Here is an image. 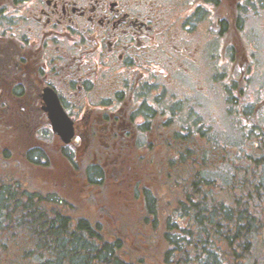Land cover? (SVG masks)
<instances>
[{"label": "flooded vegetation", "instance_id": "flooded-vegetation-1", "mask_svg": "<svg viewBox=\"0 0 264 264\" xmlns=\"http://www.w3.org/2000/svg\"><path fill=\"white\" fill-rule=\"evenodd\" d=\"M263 3L247 7L252 17L264 16ZM226 6L233 23L232 0H1V165L44 168L45 139L69 162L100 148L101 161L117 150L113 162H139L121 153L139 136L162 142L159 130L163 143L171 139L165 151L181 154L186 134L178 139L168 130H220V107L232 112V90L240 123L264 130L256 110L264 112V90L252 86L263 64L255 48L232 51L228 37L237 28L222 29ZM220 90L222 102L210 97ZM249 105L256 106L252 119ZM53 130L72 136L63 141Z\"/></svg>", "mask_w": 264, "mask_h": 264}, {"label": "trees", "instance_id": "trees-1", "mask_svg": "<svg viewBox=\"0 0 264 264\" xmlns=\"http://www.w3.org/2000/svg\"><path fill=\"white\" fill-rule=\"evenodd\" d=\"M183 170L171 175V182L179 175L172 197L147 187L138 193L140 220L160 240V264H263L264 183L255 172L231 181L232 192L221 183L213 195L202 173L187 177ZM7 172L1 165L0 264H149L127 253L121 227L105 232L99 222L72 218L56 207L62 202L54 193L29 189ZM93 175L102 171L87 175L92 184Z\"/></svg>", "mask_w": 264, "mask_h": 264}, {"label": "rangeland", "instance_id": "rangeland-1", "mask_svg": "<svg viewBox=\"0 0 264 264\" xmlns=\"http://www.w3.org/2000/svg\"><path fill=\"white\" fill-rule=\"evenodd\" d=\"M239 1L241 0H232V10L236 12L233 23L228 18L230 6L222 7L220 14L224 18H222L221 27L224 31L231 25L237 28L232 37L230 35L228 37L232 41L234 54L243 51L249 54V52H253L254 48L257 50L255 55L263 65L259 66L260 72L254 78L252 86L259 83L258 87L263 88V91L264 16L257 19L248 12V6L256 8L254 0H243L244 7L239 5ZM262 6L264 7V5ZM241 14L250 16L242 19ZM253 34H256L255 46L251 48L250 36ZM242 36L244 40H242ZM226 45L228 44L226 43ZM206 74L205 71L204 76ZM209 95L212 99H220L221 102L224 98L221 90L214 96L211 92ZM235 95L237 96L238 92L232 90V112L227 111L224 105L220 107V130H168L169 137L178 134L179 139L182 137L180 131L182 134H186L189 142L187 150H183L181 154L177 153V149H174L173 152L165 151V146L171 139L168 138L163 143L164 130H159L163 133L162 135L155 133V136H159L162 142L150 141L147 143L139 136L137 144L135 143L136 146L120 152L124 156L133 158L136 155L139 156V162L127 160L123 163L113 162L111 159L117 157L119 153L117 150L110 153L109 161H101L105 157L101 148V152L100 150L92 151V157L81 156L80 158V155H75L74 160L69 162L62 150L57 149V143L54 140L45 139L47 141L44 144L47 163L44 168L24 161H20L22 166H13V163L10 162V165L7 166V173L13 176L15 181L24 183L29 189L42 193H54L62 202V204H56V207L72 218L86 217L91 221L99 222L105 232H113L116 228L121 227L124 231L127 253L132 256L145 257L149 264H160L155 251L160 243L158 235H156V231L150 229L149 225L143 226V222L140 220V195L138 193L142 187L151 188L159 198L172 197L179 175L177 174V179H173L172 182L171 175L175 171L183 169L180 173L181 175L187 174V177L192 175L195 169L202 173L205 180L213 183L207 188L208 192L213 195L220 190L221 183H225L229 192H232L229 183L236 177L243 175L249 177L248 173L255 172L252 176L264 183V130H246L241 124L242 122L240 123L236 112ZM248 99L254 101L255 94H249ZM259 105L262 104L259 103ZM255 107L249 105L245 109L246 115L251 119L256 114ZM259 108L263 107L256 109L259 113L257 121L261 119L264 124V112L259 111ZM190 148L191 150L188 151ZM64 152L67 151L64 150ZM194 160L201 164L194 165L192 163ZM169 161H172L176 168L172 167L173 165L169 168ZM204 162L205 164H203ZM129 164L130 166L127 167L126 165ZM94 168L102 171V177L97 183L92 184L87 175L91 174ZM93 176L98 178L97 175ZM237 185L238 183H235V187L232 185V188L237 189Z\"/></svg>", "mask_w": 264, "mask_h": 264}, {"label": "water", "instance_id": "water-1", "mask_svg": "<svg viewBox=\"0 0 264 264\" xmlns=\"http://www.w3.org/2000/svg\"><path fill=\"white\" fill-rule=\"evenodd\" d=\"M63 141H68L72 136V130H53Z\"/></svg>", "mask_w": 264, "mask_h": 264}]
</instances>
